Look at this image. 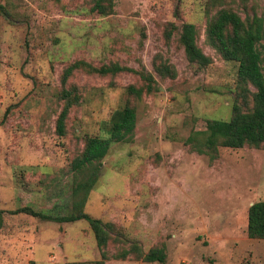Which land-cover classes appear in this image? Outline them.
<instances>
[{"label":"rangeland","instance_id":"1","mask_svg":"<svg viewBox=\"0 0 264 264\" xmlns=\"http://www.w3.org/2000/svg\"><path fill=\"white\" fill-rule=\"evenodd\" d=\"M221 10L264 24V0H0V264H160L143 258L153 248L167 264H264V239L246 232L250 203L264 200V145L199 153L188 140L208 120L254 107L239 62L208 38ZM183 23L194 24L206 66L186 58ZM256 48L264 57V38ZM127 105L132 135L73 170L87 139L108 137ZM23 206L83 210L102 220L106 244L85 220L13 213Z\"/></svg>","mask_w":264,"mask_h":264},{"label":"trees","instance_id":"2","mask_svg":"<svg viewBox=\"0 0 264 264\" xmlns=\"http://www.w3.org/2000/svg\"><path fill=\"white\" fill-rule=\"evenodd\" d=\"M231 27L232 33L226 34L225 28ZM207 35L212 45L225 59L239 62L238 75L242 80L249 81L255 88L254 107L249 113H242L235 110L234 115L229 120H208L204 132H196L188 138L193 141V148L199 153H205L207 149H215L219 143L224 147L240 148L246 144L253 146L264 145V57L256 48L262 38H264V24L262 19L254 17L253 20L245 25L242 19L233 11L221 10L211 21L207 28ZM196 29L193 23H183L181 26L180 42L186 58L190 62H195L199 66H206L209 58L196 45ZM110 71H121L123 68L114 66L108 69ZM70 69L65 73L69 74ZM152 81V77L146 78ZM128 93L139 95L141 89L129 86ZM68 106H65L57 120V130L62 134L64 119ZM236 109V108H234ZM136 115L133 107L124 106L121 111L116 113L111 120L109 136L89 137L86 141L82 154L74 158L71 162L73 170H79L83 167L94 165L100 161L107 153L110 143L118 141H127L132 135L135 127ZM205 135L203 142L198 143L197 135ZM99 164L94 166V170L88 180L85 182V194L80 202V206L85 202L86 193L93 187L97 180ZM13 213H26L33 217H39L47 221L55 222H74L77 220L87 221L99 248L106 244L104 236V224L101 219L92 217L83 210L77 214L68 215H50L46 212H40L29 206L17 208ZM246 232L250 238L264 239V200H258L249 205L247 209ZM101 257L104 259V253L101 250ZM147 262H165V253L162 248L150 249L143 255ZM91 264V263H85ZM94 264H104L102 260Z\"/></svg>","mask_w":264,"mask_h":264},{"label":"water","instance_id":"3","mask_svg":"<svg viewBox=\"0 0 264 264\" xmlns=\"http://www.w3.org/2000/svg\"><path fill=\"white\" fill-rule=\"evenodd\" d=\"M253 204V203H250V205Z\"/></svg>","mask_w":264,"mask_h":264}]
</instances>
